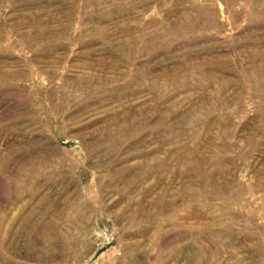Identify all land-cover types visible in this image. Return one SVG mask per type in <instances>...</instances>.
<instances>
[{"label": "rangeland", "instance_id": "obj_1", "mask_svg": "<svg viewBox=\"0 0 264 264\" xmlns=\"http://www.w3.org/2000/svg\"><path fill=\"white\" fill-rule=\"evenodd\" d=\"M0 264H264V0H0Z\"/></svg>", "mask_w": 264, "mask_h": 264}]
</instances>
